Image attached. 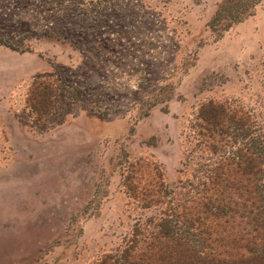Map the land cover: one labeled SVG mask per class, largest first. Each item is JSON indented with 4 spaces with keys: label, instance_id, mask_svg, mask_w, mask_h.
<instances>
[{
    "label": "rangeland",
    "instance_id": "1",
    "mask_svg": "<svg viewBox=\"0 0 264 264\" xmlns=\"http://www.w3.org/2000/svg\"><path fill=\"white\" fill-rule=\"evenodd\" d=\"M225 1L0 0V264L119 248L155 209L124 166L141 165L139 186L146 164L168 186L190 177L204 104L264 134V0L212 23ZM42 90L39 114L27 99Z\"/></svg>",
    "mask_w": 264,
    "mask_h": 264
},
{
    "label": "trees",
    "instance_id": "2",
    "mask_svg": "<svg viewBox=\"0 0 264 264\" xmlns=\"http://www.w3.org/2000/svg\"><path fill=\"white\" fill-rule=\"evenodd\" d=\"M256 1L226 0L211 22L241 19ZM48 96L29 94L28 105L42 114ZM198 118L194 148L203 155L190 177L168 186L146 164L149 180L139 186L141 165L124 166L129 195L155 209L93 264H264V134L250 114L221 104L202 105Z\"/></svg>",
    "mask_w": 264,
    "mask_h": 264
}]
</instances>
